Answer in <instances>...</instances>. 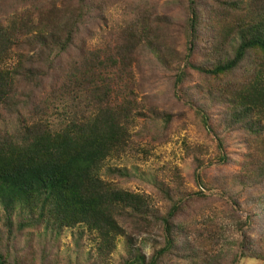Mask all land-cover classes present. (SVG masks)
Returning <instances> with one entry per match:
<instances>
[{"label":"trees","instance_id":"trees-1","mask_svg":"<svg viewBox=\"0 0 264 264\" xmlns=\"http://www.w3.org/2000/svg\"><path fill=\"white\" fill-rule=\"evenodd\" d=\"M38 1L0 0V13L13 10L0 21V122L6 114L17 118L10 131L9 126L0 127V264H29L18 256L16 246L21 236L39 229L56 239L64 230L82 228L96 242L98 262L105 261L116 250L118 240L124 238L127 256L119 264H160L174 251L184 250L180 245L187 244L190 234L189 227L180 226L184 218L199 221L202 232L191 222V233L201 236L206 248L218 246L225 233L216 231L214 219L191 214L192 206L211 200L203 190L218 189L231 202L225 200L224 216L236 222L241 232L246 227L255 231L257 226L261 233L258 244L245 235L234 260L264 262V0H256L255 12L234 15L222 23L214 19L239 11L240 2L229 0L221 5L218 0H209L206 17L201 10H193V18L187 21L184 48L189 57L197 53L206 59L203 64L191 62L181 69L188 56L182 60L174 56L172 60L179 67L174 69L173 92L177 99L197 106L201 125L209 135H216L217 143L209 158L202 146L195 151L197 192L183 188L179 170L172 175L177 185L174 190L163 184L157 187L158 195L167 203L164 211L149 196L114 183L111 177L131 180L133 176L126 168L106 169V164L129 153L132 131L141 118L143 130L150 133L153 126L168 129L171 117L165 115L161 126L152 123L130 87L133 55L148 53L163 66L170 63L174 55L170 37L160 29V24H168L159 20V26L152 27V6L146 5L143 12L136 9L138 14L124 9L129 16L121 22L119 17L110 16L115 23L109 29L100 28L101 43L86 49L80 46L85 45L80 37L82 25L94 17L106 22L112 12L92 8L94 5L86 0H71L73 7L61 12L56 0L34 14L25 8L16 10ZM191 1L196 5L201 0ZM32 16L38 17L37 22ZM26 45L30 51L34 47L39 51L28 57L15 53ZM70 50L75 54L58 81L64 95L56 100L61 110L53 119L48 106H34L32 99L43 78L51 76L56 58ZM189 70L207 77L208 84L196 94L204 98L203 104L197 105L184 86ZM208 102L225 112L223 137L208 124ZM234 134L247 149L238 170L225 179L220 176L207 182L205 170L198 171L208 162L232 163L226 137ZM240 212L250 216L242 222ZM155 231L160 232L162 242L154 241L153 254L146 259L134 248L133 237ZM41 264L47 263L42 260Z\"/></svg>","mask_w":264,"mask_h":264},{"label":"rangeland","instance_id":"rangeland-1","mask_svg":"<svg viewBox=\"0 0 264 264\" xmlns=\"http://www.w3.org/2000/svg\"><path fill=\"white\" fill-rule=\"evenodd\" d=\"M218 1L223 5L229 0ZM234 1L240 2L241 9L239 11H235L234 14H230L228 17H217L218 19L214 20L222 23L223 21L230 20L234 15H244L248 11L255 12L257 10L256 0ZM86 2L87 4H93L94 7L92 8L109 9L113 14L107 15L106 22H102L101 20L96 21L94 17L93 20L87 21L82 25L80 37L85 42V45L80 46L86 49L101 43V37L98 32L100 28L109 29L114 25L115 22L111 21V17L114 19L119 17V22H121L123 17L129 16L126 12L124 13V9H127L128 12L132 10L138 14L137 10L143 12L146 5L152 6L154 15H150L149 21L152 23H150L152 27L157 28L159 26L157 21L159 20H163L168 24H160V29H164L165 34H168L170 37V45L174 53L170 58V63L163 66L148 53L133 55L131 63L132 79L130 83L137 104L145 116L147 115V117L152 118V123L161 126L163 125V117L165 115L171 117V121L167 126L168 129L164 130L152 125V133H150L147 131L148 129L143 130L145 122L141 118L137 123L138 125L132 131V149L129 153L120 158L110 159L106 164V169L126 168L133 176L131 180L111 177L114 179V183L128 191L149 196L153 203L161 211H164L167 203L162 201L163 199L158 195L159 188L157 187H161L160 184H163L164 187H170L174 190L173 188H176L177 185L172 181V175L176 170H179L181 176L184 178L183 188L190 193L197 192L199 188L195 183V151L202 146L201 149H205L204 155L209 158L214 155L217 143L216 135L213 133L209 135L201 125L199 113H196L197 106L190 105L184 98L177 99L174 96L172 84L174 69L179 67L172 60L174 56L179 60L188 56L185 60L186 63L183 62L181 64V69L187 68L191 62L203 64L206 59L202 54L197 53L189 57L188 49L185 50L184 48V28L188 25V19L190 21L193 18V10H198L199 13L201 10L204 17H206L211 3L209 0H201L200 4L197 2L196 5L195 3L192 4L191 0H86ZM49 3H51V0H39L37 4H27L18 7L16 10L25 8L31 14H34L39 8L42 11ZM56 4L58 10L61 12L62 10L71 9L74 2L71 0H56ZM12 12L13 10L7 14L0 13V21H5ZM217 15L214 14L213 17ZM32 20L37 22L38 17L32 16ZM167 27H169L168 30ZM29 47L26 45L25 49H17L15 53L22 52L25 57H28L34 54L33 51H39L35 47L33 51H30ZM74 54V50H70L67 54L56 58L57 60L50 72L51 76L43 78L41 88L35 93V98L32 99L34 106L39 103H44L45 106H48L50 108V116L53 119H56L57 114L61 110V106L56 104V100L64 95L58 89V81H60L64 74L67 62L74 57ZM12 58V62L15 63L17 56L14 55ZM204 76L197 70H189L188 77L184 83V86L193 94V99L197 105L204 103V98L196 95L197 91L204 89L208 84L207 77L204 78ZM178 90L179 88L177 89V93H179ZM67 96L70 98L69 95ZM149 111H152L153 114ZM206 116L209 118L208 124L214 126V130L219 137H223L225 112L218 106L211 105L208 102ZM16 119V116L6 114L3 122H0V127L9 126L7 131H10L14 128L13 124L17 121ZM206 136L215 142H211ZM226 139L229 144L228 155L232 163L228 165H210L208 162L207 167L198 171L203 173L205 170L204 176L207 182L211 178L220 176H223L222 179H225L238 170L240 161L242 160L241 156L247 150L238 134L227 135ZM203 193L212 197L211 200L204 203L208 205L205 208L202 207L204 204L194 205L192 206V211L194 212L191 213L189 210L188 212L213 218L214 224L217 226L216 231L225 233L223 235L224 239L218 243V246L214 245L213 247L206 248L201 236L191 233V222L202 232L199 221H188V218H184V223L180 224V226L189 227L187 232L190 233L189 235L187 232L185 233L188 235L187 244L180 245L184 250L180 248L174 251L168 261L160 262V264H264L263 261L252 259L234 260L236 254L239 252L238 245L245 241V235L258 244L261 238V233L258 231L259 228L256 226L255 231H250L249 227H246L243 232L239 231L236 222L224 216L226 209L225 200L231 205L228 198L222 196L219 189L211 191L203 190ZM252 211L255 210L252 209ZM238 215L241 216L240 220L242 222L250 216L247 212H240ZM159 235L160 232L155 231L152 235L143 234L134 236L133 238L136 241L134 248L138 249L146 259H149L153 254L154 241L158 240L162 242ZM125 243L124 238H120L117 242L116 250L105 258V261L98 262L101 259L98 258V254L96 253V242L82 228L64 230L56 239L54 236L50 237L42 229H39V231L34 230L32 235L25 238L21 236L16 248L18 256L21 257L22 255L26 263L29 264H41L42 260H45L47 264H100L101 262L119 264L127 256Z\"/></svg>","mask_w":264,"mask_h":264}]
</instances>
